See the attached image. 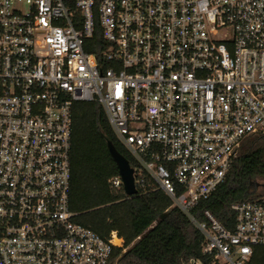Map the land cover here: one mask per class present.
<instances>
[{
    "label": "built area",
    "instance_id": "1",
    "mask_svg": "<svg viewBox=\"0 0 264 264\" xmlns=\"http://www.w3.org/2000/svg\"><path fill=\"white\" fill-rule=\"evenodd\" d=\"M80 102L104 108L137 190L163 191L202 233L210 259L191 264H264V196L233 207L234 231L193 214L264 135V0H0V264L126 251L71 210Z\"/></svg>",
    "mask_w": 264,
    "mask_h": 264
},
{
    "label": "trees",
    "instance_id": "2",
    "mask_svg": "<svg viewBox=\"0 0 264 264\" xmlns=\"http://www.w3.org/2000/svg\"><path fill=\"white\" fill-rule=\"evenodd\" d=\"M135 167L129 152L114 135L102 105L80 102L74 106L71 149V210L75 222L108 237L117 231L126 251L118 249L114 264H191L208 262L204 236L161 190L147 187L129 197L116 191L110 180L119 175L109 144ZM264 196V135L246 137L225 182L194 210L204 220L209 211L230 231L236 227L233 207ZM264 260V247L255 248Z\"/></svg>",
    "mask_w": 264,
    "mask_h": 264
},
{
    "label": "water",
    "instance_id": "3",
    "mask_svg": "<svg viewBox=\"0 0 264 264\" xmlns=\"http://www.w3.org/2000/svg\"><path fill=\"white\" fill-rule=\"evenodd\" d=\"M109 151L117 165L119 175L122 178L125 194L129 197L136 196L138 190L135 186L134 169L129 161L120 154L111 143L109 144Z\"/></svg>",
    "mask_w": 264,
    "mask_h": 264
}]
</instances>
